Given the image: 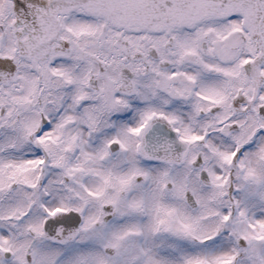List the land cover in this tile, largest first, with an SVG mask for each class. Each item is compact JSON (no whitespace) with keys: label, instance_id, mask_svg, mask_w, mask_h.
I'll return each mask as SVG.
<instances>
[{"label":"snow or ice","instance_id":"obj_1","mask_svg":"<svg viewBox=\"0 0 264 264\" xmlns=\"http://www.w3.org/2000/svg\"><path fill=\"white\" fill-rule=\"evenodd\" d=\"M0 264H264V0H0Z\"/></svg>","mask_w":264,"mask_h":264}]
</instances>
